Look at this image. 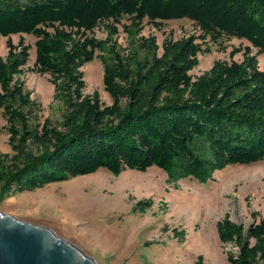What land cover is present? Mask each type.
I'll list each match as a JSON object with an SVG mask.
<instances>
[{"label":"trees","instance_id":"16d2710c","mask_svg":"<svg viewBox=\"0 0 264 264\" xmlns=\"http://www.w3.org/2000/svg\"><path fill=\"white\" fill-rule=\"evenodd\" d=\"M188 20L198 30L161 48L144 36V22ZM101 29L106 37L99 39ZM120 32L124 46L118 43ZM15 35L32 36L34 71L49 77L56 125L41 120V104L21 79L30 46ZM0 117L10 152L0 153V201L51 184L106 171L157 168L173 189L182 180L207 184L230 166L264 161V0H0ZM244 40L240 62L216 61L198 77L190 72L210 43ZM161 49V53L159 50ZM97 59L111 105L94 91L84 93L83 67ZM152 200H139L145 214ZM244 227L227 214L216 225L228 264H264V214L251 213ZM175 239L185 234L173 231ZM199 256L194 264H201Z\"/></svg>","mask_w":264,"mask_h":264},{"label":"rangeland","instance_id":"374dc122","mask_svg":"<svg viewBox=\"0 0 264 264\" xmlns=\"http://www.w3.org/2000/svg\"><path fill=\"white\" fill-rule=\"evenodd\" d=\"M142 34L154 36L161 48L171 37L180 40L198 35L195 25L188 20L161 22L159 28L145 21ZM99 39L106 37L98 29ZM20 37L30 46L28 64L21 79L32 97L41 104V120L51 119L56 125L60 111L53 103V87L47 75L34 71L35 49L32 36H11L13 44ZM118 43L124 46L120 32ZM6 38L0 39V56L5 57ZM239 47L255 48L244 40L223 38L210 43L211 53L199 55V64L190 75L198 77L216 61L240 62L242 53L230 57ZM161 53V49L159 50ZM259 69L264 71V55L257 57ZM85 90L96 91L105 106L111 99L102 85V66L97 59L83 67ZM5 121L0 117V153H9ZM166 175L157 168L145 173L126 171L115 178L106 171L90 176L51 184L32 193H23L0 201V212L21 222L51 229L55 235L91 257L96 264H194L199 256L201 264H228L216 225L227 214L231 221L247 227L251 213L264 214V161L248 166H230L213 175L207 184L182 180L177 190L165 184ZM152 200L145 214H133L132 207L139 200ZM185 234L178 240L173 231Z\"/></svg>","mask_w":264,"mask_h":264},{"label":"water","instance_id":"95a60500","mask_svg":"<svg viewBox=\"0 0 264 264\" xmlns=\"http://www.w3.org/2000/svg\"><path fill=\"white\" fill-rule=\"evenodd\" d=\"M0 264H96L46 227L0 212Z\"/></svg>","mask_w":264,"mask_h":264}]
</instances>
